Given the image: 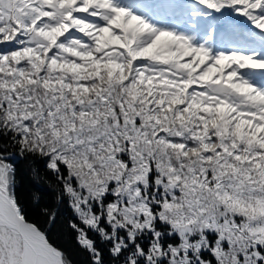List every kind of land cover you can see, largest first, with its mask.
<instances>
[{
  "label": "snow or ice",
  "instance_id": "snow-or-ice-1",
  "mask_svg": "<svg viewBox=\"0 0 264 264\" xmlns=\"http://www.w3.org/2000/svg\"><path fill=\"white\" fill-rule=\"evenodd\" d=\"M73 252L264 264V0H0V264Z\"/></svg>",
  "mask_w": 264,
  "mask_h": 264
},
{
  "label": "trees",
  "instance_id": "trees-1",
  "mask_svg": "<svg viewBox=\"0 0 264 264\" xmlns=\"http://www.w3.org/2000/svg\"><path fill=\"white\" fill-rule=\"evenodd\" d=\"M35 187L36 185L34 184V181L28 172L26 164L22 162L18 163L17 193L28 209L29 218L43 224V216L40 214L41 209L34 201L31 200L30 197L31 192L35 190ZM56 236L57 238L61 239V243L66 244L68 238L66 236L61 238L58 229L56 232ZM73 255L78 264L83 260V257L78 253L73 252Z\"/></svg>",
  "mask_w": 264,
  "mask_h": 264
}]
</instances>
